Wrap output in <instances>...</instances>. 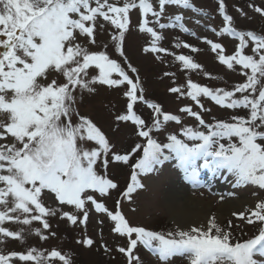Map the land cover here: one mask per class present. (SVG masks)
<instances>
[{"label":"snow or ice","instance_id":"snow-or-ice-1","mask_svg":"<svg viewBox=\"0 0 264 264\" xmlns=\"http://www.w3.org/2000/svg\"><path fill=\"white\" fill-rule=\"evenodd\" d=\"M217 2L224 26L219 31L211 30L217 37L227 35L238 43L231 55L226 54L221 43L209 39L203 43L210 46L220 65L232 71L239 65L245 80L233 90L202 86L191 79L186 82V91L184 87L170 88L171 93L186 96L200 109L199 112L191 107L180 109L197 121L190 127L184 126L179 116L164 113L158 104L147 103L138 70L128 62L123 50L125 34L130 30L129 13L138 8L139 32L151 37L144 53L163 52L173 56L181 69L189 73L201 70L191 56L160 47L163 37L156 27L150 26L160 30L178 27L194 36L180 23L182 16H175L174 22H161L167 6L197 11L189 0H156L158 10L152 0H125L122 6L111 0H0V243L8 238L22 241L25 231L46 241L56 235L51 231L49 218L59 216L70 226L85 225L89 212L94 210L107 215L113 223V233L127 238V246L117 249L127 257V264H141L133 254L138 244L158 254L162 262L186 256L190 264H264V260L255 259L264 258V200L245 212L233 213L246 219L249 225L256 222L262 225L257 235L243 241L220 227L215 218L206 227H177L175 231L160 233L133 226L120 210L121 200L116 201L114 212L98 202L93 193L104 197L118 188L117 183L97 172L101 161L107 169L112 145L105 133L76 108L85 92H96L95 85L124 88L126 114L117 115L116 120L131 122L137 135L147 142L137 144L129 154L112 155L114 162L128 164L143 148L142 156L131 166L130 183L121 194L123 200L131 202L133 194L144 187L138 177L161 163L165 148L175 154L193 181L199 174L196 161L203 159L200 167L210 168L214 173L226 170L236 177L237 184H251L264 190V35L237 31L224 0ZM248 7L264 17V8L253 4ZM108 25L114 29L112 45L123 57L127 69L106 50H91V46L97 45V32L106 30ZM104 47L107 49L108 45ZM175 47L190 49L192 53L200 51L188 43L177 42ZM249 48L251 54H246ZM156 58L160 59L158 55ZM201 98L223 109L247 110V118L233 114L230 120L213 118V122H208L202 113L211 110ZM138 102L152 110L150 126L134 111ZM169 122L181 126L182 138L169 134L168 143L161 145L151 133L161 131ZM46 198L54 206L46 205ZM33 222H39L42 228L32 229ZM6 223L23 227L13 231L5 227ZM76 242L86 247L94 243L90 238ZM102 247L109 251L106 245ZM16 261L72 264L70 256L55 248L0 252V264Z\"/></svg>","mask_w":264,"mask_h":264},{"label":"rangeland","instance_id":"rangeland-1","mask_svg":"<svg viewBox=\"0 0 264 264\" xmlns=\"http://www.w3.org/2000/svg\"><path fill=\"white\" fill-rule=\"evenodd\" d=\"M113 3L123 5L125 0H111ZM138 2V0H137ZM156 3V0H152ZM215 0H189V3L197 11L192 9L178 8L177 6H167L164 16L161 17L162 23L174 22V17L179 15L183 19L180 23L183 24L189 32H194L197 36L204 35L206 39L212 40L216 43H221L225 48L226 54L235 51L233 43L236 40L226 38V36L217 37L211 29L219 31L224 25L218 11V4L214 3ZM226 5L227 14L233 17V24L240 30L253 31L264 35V17L249 8V4L257 7L264 8V0H224ZM155 5V4H154ZM158 10V8H157ZM131 23L130 28L134 31H129V35L125 39L123 45L126 55L130 59V63L138 70L140 78V87L143 89V96L148 104H158L164 113L170 115H177L181 118L184 126H195L197 121L192 117H187L186 113L180 111L181 108L191 107L193 111L199 112L200 109L186 96H180L177 93L169 91L172 87H184L186 91V82L188 79L202 86L210 88L224 87L231 88L235 84L243 83L245 77L240 75V66H236V70L232 71L225 66L220 65L216 61V56L209 50L210 46L203 43L200 44L202 38L188 39L183 38L181 32L174 28H167L160 30L155 25L159 34L163 39L160 41L159 46L167 49L168 52L175 54H184L191 56L195 62L201 65V70L196 72H187L181 69L178 62L174 61V57L166 53H144L141 46L149 45L151 37L146 33L139 32V22L141 19L139 9H132L129 13ZM151 20L152 17H149ZM199 21V23H197ZM178 28V27H177ZM114 31L111 27L107 26L106 30L97 32V45L93 46L94 51L107 50L108 47L114 46L111 42V34ZM261 31V32H260ZM185 36V34H183ZM133 37V41L129 42L128 38ZM137 37V39H136ZM141 38V40H139ZM177 42L188 43L200 49L197 53H192L190 49L183 47L177 49L175 44ZM136 43V44H135ZM107 47V48H108ZM145 47V46H144ZM250 50V48L248 49ZM251 51V50H250ZM251 54V52H250ZM157 55L160 59H157ZM175 73L174 76H165L164 73ZM207 72L210 75L205 76L203 73ZM130 75L131 74L129 73ZM211 77H215L212 79ZM96 92L83 94L82 101L76 105L77 110L81 115L89 117L106 135L112 145V153L108 156L109 164L107 169L104 168L102 161L98 163L97 172L100 175H106L114 183H117L118 188L111 190L110 194L100 197L98 193H93L98 202L103 203L108 209L114 208L115 201L121 200V212L125 218L133 226H141L146 230L155 231L160 233H167L175 231L177 227L182 229H190L192 226H178L175 219H172L168 212L167 204L163 200L162 191L166 188L171 180L177 183L181 182V177L174 165L157 168L156 171L149 175L139 176L141 183L144 185L142 189H138L133 194L131 202L122 199V192L127 188V182L130 180L131 170L130 165L122 162H114L112 160L113 154H129L132 149L137 145L146 144V138H141L137 135V129L131 122H118L117 115L126 114V97L123 95L124 88L120 90L109 89L107 86L95 85ZM79 95V93H77ZM157 102H155L154 100ZM204 106L210 109V112L202 113L203 118L208 122H213V118L221 120H230L231 115L238 114L247 118V110H228L220 108L218 105L214 106L202 101ZM134 111L150 126L152 123V110L147 107L145 103L138 102L134 106ZM180 125L175 122H169L164 129L159 132H152V137L162 145L167 141L169 134H176L179 137ZM191 143V142H190ZM143 148L135 153L132 158L137 161L142 156ZM244 186L237 191L225 194L227 197L217 193H210L204 189L199 191H189L187 193L196 201L203 204L207 211V216L200 226H207L208 221L215 218V222L225 230L231 231L239 238L244 237L248 239L247 234L256 228L262 227L259 222L249 225L246 219H239L233 213L245 212L247 209L254 208L259 200H264V190L259 189L258 186L251 184H243ZM152 186L158 189V197L155 196V190L151 189ZM226 185H223V188ZM232 191V190H231ZM222 198L218 201L217 198ZM240 198L250 199L251 205L240 206L227 212L225 215L220 216L219 210L223 207V203L228 200H237ZM45 204L54 206L51 200L45 199ZM155 209V210H154ZM65 210H70L65 207ZM111 211V210H110ZM103 214L96 215L94 210L89 212V219L85 225L70 226L66 220H61L59 216L49 218L51 224V231L56 233L54 237H49L46 241H41L40 238L34 234L24 232V239L22 241L12 240L8 238L4 243H0V252L4 254L15 251L24 253L29 248H36L40 251H47L53 248L61 251L62 253L70 256L72 264H127V257L124 254H119L118 248L127 246V238L120 237L118 234L112 232L113 223L107 224L103 222ZM102 222V223H101ZM231 222V227L229 224ZM179 223V222H178ZM5 227H9L13 231H19L23 226L6 223ZM32 229L42 228L39 222H33ZM257 228V231H258ZM258 233V232H257ZM90 238L93 240V245L84 246L78 244L77 240ZM251 238V237H250ZM103 243V244H101ZM102 245H106L109 249L105 252ZM135 256H137L141 264H190L186 256H175L170 258L169 261L162 262L159 260L158 254L154 253L151 249L144 247L141 244L137 245L134 249ZM16 264H22L16 261Z\"/></svg>","mask_w":264,"mask_h":264},{"label":"bare ground","instance_id":"bare-ground-1","mask_svg":"<svg viewBox=\"0 0 264 264\" xmlns=\"http://www.w3.org/2000/svg\"><path fill=\"white\" fill-rule=\"evenodd\" d=\"M133 39V37H129L128 41L132 42ZM151 189L155 190V196L158 197V189L153 186ZM162 192L161 194L167 204L168 212L172 219H175V223L178 226H198L203 224L204 218L207 216V211L202 203L196 201L187 193L186 187L171 180L166 191ZM223 204V207L219 210L220 216L240 206H252V201L250 199L240 198L237 200H228Z\"/></svg>","mask_w":264,"mask_h":264}]
</instances>
